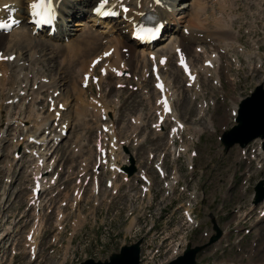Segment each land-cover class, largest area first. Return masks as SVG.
<instances>
[{"label": "rangeland", "instance_id": "1", "mask_svg": "<svg viewBox=\"0 0 264 264\" xmlns=\"http://www.w3.org/2000/svg\"><path fill=\"white\" fill-rule=\"evenodd\" d=\"M198 1L201 4V6L198 4L199 7L201 9L203 8L202 10L200 9L201 11L199 10L200 12L195 6ZM251 1L254 3L251 4L250 0H223V2L221 0H175V6H179V8L183 7L180 10L181 12L178 11L181 20L191 22V19L193 20L199 16L201 20L205 21L206 28H210V33L218 37H221V33H219L217 28L218 33L216 34L215 25H217V23H224L225 25L232 24L236 30H239L237 37L245 50H251L255 46L252 44V38L262 52L264 51V3H261L259 0ZM23 5H25V3ZM171 6L174 10L176 9V7L172 5V2ZM213 11L215 13H213ZM81 12L83 11H80L79 14L69 19L64 16L66 19L64 20L66 23L65 35L64 33H60L57 34L56 37L51 38L43 33L35 37L31 35L28 24L24 22L10 34H0L2 35L0 38V50H4L6 54L12 52L17 56L21 55L19 61L24 60L25 63H28L27 65L21 64V71L29 72L28 74L33 75V78H27L26 80L21 77L19 78L20 82H15V78L17 76L19 77L20 74L23 76L24 72L16 71L19 66L15 63L12 67L7 68V72H14L9 74L10 77L6 80L4 88H0V100L12 98L19 87H21L22 90L24 89L27 95L20 98L13 107H11L10 104L4 107L0 118V126L3 124V120H5L7 110H10L12 117L21 118L25 115V119L30 112L28 115L29 121L32 120L36 125L40 123V119L37 121L36 117V115L40 113L36 111L33 102H35L34 105L44 108V99L41 98V100H38V98H35V93L33 91L30 92L34 82V74L39 77L45 76L49 81L52 79L55 81L54 79H56L58 88L63 92L62 96L69 102L68 109L71 112L73 111L74 113V108L80 104L91 103V95H95V91L93 88L88 87L84 92L79 93L80 75L84 72L83 70L86 69V66L88 67L91 62L90 60L95 55V57H97V55L102 52L100 51L97 53L98 50L108 46L110 44L109 40H112V38L116 36L119 37V35L118 32L116 35V32L111 30L108 31V27H102L101 24L93 25L94 23L91 21L93 17L91 16L92 18L90 20V14ZM216 12H219L217 17L215 16V14H218ZM223 16L225 18H231V24L228 20H224ZM219 20H221V22ZM199 30L201 31V28ZM21 32H25L26 36L31 35V38L35 42L25 43V41H22L19 43V41H21V35L19 33ZM86 35L97 36L98 46L95 47L96 49L94 48L93 51H88L83 47V49H77V46H79L78 41ZM166 35L165 38L168 37V39L163 41V44L170 39V32H167ZM229 38L231 41L234 40L236 38V31L235 35L229 36ZM160 43H162V41H160ZM237 46H239L238 42ZM73 47L75 48L74 53L72 52ZM70 48H72V50ZM140 50L141 49L136 48V51L140 52ZM187 51L189 55L193 56L192 59L195 64L201 62L202 57L198 56L197 58L193 55L194 52L191 45L187 46ZM229 53L230 55L232 54L233 57L237 56L240 62L235 64V61L231 57L232 55L230 56ZM229 53L223 54L220 68L217 69L220 82L215 83L211 77H204L205 81L208 79L205 84L206 86L203 84V87L207 88L205 98V89L202 87L201 83L203 79L201 78L200 81V74L198 73V81L203 93L199 101H201L202 98H204L205 101L209 99L214 101L210 109L211 119L208 117V120L207 117L199 119V101L197 103V113L196 104L190 102L184 95V92H180L181 86L183 87L182 83L184 77L175 66L171 57L172 53L169 55V63L167 70H165L166 76L164 75V78L166 80L165 83H170L174 87L176 84L180 86L176 87L178 94L175 97H179V99L175 101L174 108L177 113V118L180 119V117H182L183 119H187L189 124H195L196 113L198 116L195 125L189 126L184 123L186 127L178 131L179 136L184 130H186L188 136L191 135L190 137L199 136L201 133L199 135L194 134L193 126L204 127V132L207 129L206 123H211L212 120L214 122V126L211 125L213 128L215 127V132L203 133L199 140L191 144L188 148L189 150L195 149L197 151V155L194 157V169L192 170H187L186 154L183 155L181 153V156L177 157L169 152L171 148L166 139V130L170 122L165 123V137H155L156 135L149 129V123L156 119L153 112L154 95L152 94V81L149 77H145L143 82H141V88H135V83L141 76V69H138L139 62L141 61L142 66L145 67L148 61L145 62V66L140 57H138L140 61L136 59L138 62L131 61L130 65L132 62L133 65H129L131 71H128L130 74L128 78L123 79L117 76H109L111 73L107 74L108 77L105 76V79L101 77L100 81L104 79V93H102V95L110 101L109 104L111 106H115L114 104L118 105V108L116 107L118 119L115 125L116 128H118L120 138L124 139L129 134V130L131 129L130 126L132 125L130 118H137L140 116L147 124L143 126L137 134V137L141 140L140 144L138 143L137 146H134L129 143L128 147L135 154L137 166L139 168L148 169L153 178L154 199L151 203H148L152 198L151 193L150 198L147 195L148 202L141 201V198L137 200L136 198L129 199L128 193L132 196L136 193L138 195L140 194L139 186L135 184L134 180L138 178L136 176L135 178H131L129 183L123 184L118 180L122 186L116 196H113L111 191L106 194L103 191V183L98 193H94L91 189V183H87L84 187L83 199L79 204L81 212L80 210L79 212L75 210L78 209V206L77 208H72L70 205L72 201L71 191L76 186L75 177L79 173V161L81 158L88 157V163L86 164L91 165L94 155L90 153L89 146H85L83 155L73 156L71 151H69V143L79 135L83 136L85 141H88V144L91 143V138L95 135V127L93 118L91 119L89 118L90 116L88 117L87 115L94 112L93 115L98 117L101 115V109L86 105L81 106L79 110L76 111L78 115L76 113L71 114L68 111H66V113H61L63 116L62 120L67 121L71 127L69 129V137L64 140L62 143L63 145L61 144L63 146L61 150L63 164L60 163L59 166L61 167V169H59L57 183V190L59 192L53 195L54 189H47L41 195V201L44 203L43 215L42 218H40L41 220H39L41 222H37V225L41 224V227L39 228L40 232H38V235L40 234L39 237L37 235L38 241L36 240L37 245L39 242V252L37 251L38 254H36V258L32 261L29 260V254L24 245L26 232L36 222L34 221L35 217L33 210L27 205V200L30 195L28 188L30 176L26 165H28L29 162H25L24 165V160L12 162V148L10 147V140H8L11 135L8 136L9 138L4 139L0 145V264H76L88 258L102 260L111 253L117 252L120 246L130 244L138 239L149 241L151 239L152 248L162 252L160 254L161 257H156V259L158 258L157 263H165L171 258L168 247L174 244V242L180 241L181 239H183L182 242H184V240L191 241L193 245L206 242L212 232V217L221 229L226 232V237H231V243H229L228 247H220L219 251L209 248L199 253L196 258L198 264H215V262L218 264L261 263L262 260H264V247L261 246L264 240V225L261 226V222L256 224L254 228H251L249 225L256 218L258 208H253L251 204L253 185L257 180L264 178V169L256 170L251 164L238 161V151L235 147L224 151L223 144L218 140V134H220L224 128L229 129L235 124L230 116L231 101H236L238 103L240 99L248 95L250 90L254 89L255 85L262 82L264 76V58L262 57L261 64L260 61L258 62L255 58H252V63H249V60L245 61L243 59V52L238 48H232ZM255 53L259 55V53ZM92 55L94 56L92 57ZM33 60L35 61L33 62ZM193 66L195 65L193 64ZM98 70L99 69L96 68L97 72ZM225 70L227 74H225ZM221 77L223 91L221 88L217 87L221 85ZM228 78L230 81L227 80ZM115 81L123 83V87L116 88V84L114 85ZM48 83L45 87H52L48 86ZM131 85L134 87L129 88ZM39 87L41 88V84ZM47 94L46 90L39 93L41 97ZM147 95L150 96V100L145 98ZM77 96L82 97L84 102L80 103L76 101ZM79 99L81 100V98ZM21 103H24V112L20 109ZM109 104L108 108L110 107ZM154 108L161 112V107L159 108L155 105ZM104 111H106V109ZM43 114L48 113L45 111ZM43 114H40L41 117H49ZM52 114L53 113H51V117ZM203 114L205 115L204 111ZM50 121L53 120L50 119ZM83 121L88 122L86 124V122ZM7 122L9 123L11 121L7 120ZM20 126L23 129V125ZM160 126L163 127L164 124ZM11 127L10 125L9 129H11ZM157 129L159 128L157 127ZM208 129L211 130L210 128ZM1 134H5V128H3V131L1 130ZM110 136L113 140L117 139L115 144L119 147L118 137L113 128H110ZM179 136L177 138H179ZM185 142L187 144L189 143L188 140H185ZM18 143L19 141L16 142V144ZM119 149L121 150V148ZM150 151L155 155L161 152L165 153L163 157L164 167L169 173L172 171V168L177 167L180 173V177L178 173H176L180 179L179 183L187 190L180 192L179 190H181V188L178 187L176 188L175 194H170V196L164 194L166 191L163 189V182L165 179L156 175L152 163L148 160V152ZM114 155L116 156L111 159H113L117 165L121 161H118V155L116 153ZM176 157L178 159H175ZM154 159H152V161H154ZM7 177L11 179L10 182L5 180ZM114 185L118 186L115 180ZM107 191L109 190L107 189ZM190 192H194L195 198L190 197ZM68 197L69 199L67 200ZM62 199H65L66 204L61 206L63 214H65L61 224V216L56 220V207L59 206L60 200ZM111 200L113 201L111 202ZM188 200L189 204H192L193 213L199 222V226L195 229L187 226L182 216V208L176 206V203H185ZM185 206L187 205L185 204ZM38 214L40 216V213ZM21 215L23 216L21 217ZM150 220L154 221L155 226L147 233L146 227L150 224ZM56 221L59 222L57 223ZM133 221L135 222V226H132ZM55 223L58 226L61 224L62 229H57ZM4 225L5 227H13H8L5 231V229H3ZM257 227L260 228V233H258L259 230L256 229ZM13 228L14 230L12 232L11 230ZM246 228H250V231H245ZM8 231L9 234L7 235L6 232ZM185 233L187 234L185 239L184 237H180V235H184ZM2 235H4V237H2ZM55 235L58 238L57 241L52 240ZM165 236L168 237L166 243L161 242ZM1 248H3L2 250L4 251H2ZM220 251H223V253H219ZM146 256H148V253L144 252L141 264H149L146 262Z\"/></svg>", "mask_w": 264, "mask_h": 264}, {"label": "bare ground", "instance_id": "2", "mask_svg": "<svg viewBox=\"0 0 264 264\" xmlns=\"http://www.w3.org/2000/svg\"><path fill=\"white\" fill-rule=\"evenodd\" d=\"M8 1H15V3L10 4V3H7ZM22 2H23V0H0V19H2V17L15 15L16 18H21L23 21L30 22V20L33 16V11L31 9L30 5L34 2L39 3V0H26V5H24V6H23ZM171 2H173V0H171ZM171 2H170V0H163V1L159 0V2H158V0H108V2L106 4H104L103 6H110V7H113L115 10H118V12L120 14V18L116 19V20L108 21L106 24L110 25V28H112V30L114 29L116 32H118L119 37L110 40V43H112L110 45V47H107L106 49H104V51H102L99 55H97V58L95 57L96 55L94 56L96 59H99V60H101L102 57L105 58V64L103 65L102 68H104L105 71H107L109 73L115 72L116 70L119 71V70L124 69V65L122 64L123 62H125L129 66L130 62L133 61V59L134 60L139 59L138 57H140V59L142 60L144 66H145L146 61H150L151 63L154 62L157 58L160 57V55L163 54V52H166L168 50H173V49L178 48V47H183V45L180 43L182 39L183 40L187 39L190 41L196 40L197 36L200 35L199 34L200 28L196 27V26H191L190 24L189 25L186 24L183 27H179L178 29H176V31L178 30L180 32L182 39H178L177 36L174 35V33H171L172 36L170 37L169 42H166L163 44V41L166 38L164 36L160 37L159 40L162 41V43H159L157 45L156 50H151V49L149 50L148 48L144 49L143 47L140 48L130 39V34H131L135 24L139 20L141 13L147 9H152V10L156 11L160 16L162 23H164V28L169 30V31H174L175 29L173 28L172 24L176 25V26L179 25V22H181L179 18H181V17L179 16L180 15L179 12H175L174 8L171 6ZM98 3H102V0H52V5L57 8V10L59 11V14L63 17L64 16L68 17L67 19H69L70 17L76 16L77 14H79L80 11H87L91 15V13H93V11L95 10V7L97 6ZM4 4H7L8 7L4 8V6H3ZM120 4H125L126 6H130L129 12H126V13L123 12L119 8ZM92 20L97 21L98 20L97 16L93 17ZM219 21L221 22V20H219ZM97 22H99V21H97ZM217 28L219 30V33H221V37H218L217 35L215 36L213 33H210V32L208 34H206V36H205L206 40L209 42L210 46L212 45V48H211V51L209 53H207V52H206V54L204 53V55H205L204 62L210 61L212 63V66L209 67L203 63V64L195 67V66H193V64H191L192 68H193V72L196 74V78H195L194 82H189L187 79H186V82L188 84L187 90L191 91V98L192 99L203 95L202 90L200 89L199 81H198V73L202 74L205 78L211 77L215 83L220 82V77H219V74L217 71V69H218L217 64H220V55H221V53L219 54V52H224L226 50H229L230 47H232V46H237L236 38L232 41L229 40L230 39L229 36L235 35V30L233 28H231V25H225L224 23L223 24L217 23V25H215L216 34L218 33ZM31 29L32 30L34 29L33 26H31ZM19 34L21 35V37H20L21 41H19V43L22 41L23 42L25 41V43H27V42L32 43L34 41L31 38V35L26 36L25 32H21ZM23 34H24V36H23ZM1 36L2 35H0V38H1ZM23 39H25V40H23ZM167 39H168V37H167ZM178 41H180V42H178ZM78 43H79L78 44L79 46H77V49H79V48L81 49L83 47L84 49H86L88 51H91V50L93 51V49L98 46L97 45V36L96 35H93V36L92 35L91 36L86 35V36L82 37L81 40L78 41ZM198 47L199 46L195 47V55L196 56H198L197 52L200 50V49H197ZM124 48H126V49H124ZM136 48L141 49L140 52L136 51ZM70 49L72 50V48H70ZM74 49L75 48L73 47V51H72L73 53H74ZM166 49H168V50H166ZM109 50H111L110 55H105V53H108ZM151 53H157L156 59L151 58V56H150ZM12 54H13L12 52H10L8 54L2 53L1 56L2 57H9ZM254 54H256V53L255 52H249L247 55L250 56V55H254ZM147 55H148V57H147ZM19 57H20L19 55L18 56L16 55V58L13 61H9V59H2V58L0 59V88L1 89L4 88L6 79L8 78V75L6 72L7 67L11 66L14 62L15 63L19 62V59H21V57L20 58ZM94 57L92 59H94ZM258 58H259V55L257 57V60H258ZM189 60H191V59H189ZM34 61L35 60H33V62ZM39 61H41V60H39ZM36 62H37V60H36ZM190 63H191V61H190ZM19 64H23V63H19ZM35 66H36V64H35ZM20 68H22V67L19 66V69ZM204 74H206V75H204ZM54 80L55 81H53V79L48 81L49 82V83L47 82L48 86H51V85L56 86L58 82L56 81V79H54ZM47 83L41 84V87H45V85H47ZM165 85L167 87L166 94L169 96V98L172 102V108H171L172 111L170 114H167V113H164V109L160 108L161 113L159 116H163V118L166 120H170V118L173 117L175 120L179 121V119L177 118V113L173 108V99H175V97H176L177 90H175L174 86L171 85L170 83H166ZM235 106H236V104L234 103L232 105L233 114L236 112ZM198 108H199L198 114H199V119H200V118L204 117L203 111L207 108V103L204 100V98H202L201 101H199ZM104 110L105 109H103V111ZM81 111H82V109H81ZM85 113H87V112H85ZM58 116H59L58 110H55L52 114V117H50V118L49 117L43 118V117H41L40 114H37L36 115L37 121L40 119V123H42V124L38 123L36 125L37 126L36 131L41 129V126L47 125L50 122V119L54 120ZM112 117L115 118V115ZM77 118H78V116H77ZM208 119L209 118L207 117V120ZM7 120L11 121L9 119V117ZM35 121H36V119H35ZM21 123H22V120H20L18 125H21ZM158 123L160 125L162 124L160 122H158ZM64 124L67 125L66 123H64ZM211 124L212 123H209V122L206 123L207 129L213 128V126ZM183 126L184 127L182 129H175V123H174L173 131L171 132L172 137L173 136L178 137L179 136L178 131L183 130L186 127L185 124H183ZM155 127L157 128L156 124H155ZM27 128H28L27 126H23L24 130H27ZM193 130H194V134L199 135L200 133L203 132L204 127L202 128L199 126H193ZM2 131H3V129H2ZM189 136H191V135H189ZM28 137H30V135H28L27 138ZM19 138L21 140L22 136H20ZM78 139H81V136H78ZM20 140H19V142H20ZM114 156H116V155H114ZM42 159H43V157H42ZM188 159H189V163H190L192 161L191 155H189ZM40 162H42V161H40ZM44 162H45V159H43V163ZM110 163L114 167V170L112 171L111 176L115 177V175H117L116 170L119 166H118V164L117 165L115 164L113 159H111ZM121 163L125 164V161L122 160ZM50 167H51V164L48 166V169H50ZM176 173H177L176 171L173 172L172 176L169 177V180H168L169 186L166 187L168 190H173V184L178 180V176ZM34 174H36V172ZM125 180H127V178H125ZM54 182H55V178L52 177L49 181V184L52 185ZM151 186L152 185L146 186L145 191L143 190V192H145L144 194L148 195L149 198H150V193H151ZM116 188H117V186L114 185V180H113V186L111 189L115 190ZM106 191H107V188H106ZM40 227H41V224L37 225V223H36V225L32 231L33 235L30 238V241L27 242V245L29 246V251H30V248H32L35 253L38 251V245H37L36 240H37L38 232H40L39 231ZM6 233L8 235L9 231ZM4 235H2V237H4ZM7 235H5V236H7ZM32 257H33V255H30V259Z\"/></svg>", "mask_w": 264, "mask_h": 264}, {"label": "water", "instance_id": "3", "mask_svg": "<svg viewBox=\"0 0 264 264\" xmlns=\"http://www.w3.org/2000/svg\"><path fill=\"white\" fill-rule=\"evenodd\" d=\"M238 124L224 133L222 141L226 149L234 143L245 145L250 140L261 137L264 139V85L256 86L254 92L246 97L240 104L239 114L237 118ZM264 148V141H263ZM256 198L255 203L264 197L263 181L255 186ZM214 228L217 234L211 237L214 241L220 232L216 225ZM139 243L125 245L120 251L110 255L109 260L95 261L87 259L79 264H139ZM201 247L191 248L187 246L184 254L172 260L167 264H195V254Z\"/></svg>", "mask_w": 264, "mask_h": 264}, {"label": "snow or ice", "instance_id": "4", "mask_svg": "<svg viewBox=\"0 0 264 264\" xmlns=\"http://www.w3.org/2000/svg\"><path fill=\"white\" fill-rule=\"evenodd\" d=\"M108 0H102L100 8L103 7L104 4H106ZM159 2V0H158ZM8 5H5V8H7ZM33 14L40 17L41 22L45 20V18H51L52 15H54V12L52 11V0H39V3H32L30 5ZM100 8H97L96 11H100ZM124 11H128L127 8L124 9ZM8 24H0V28H7ZM105 55H108V53H105ZM2 59H10V57H2ZM181 63L183 64V60H181ZM161 89L163 88V85H159ZM164 104L165 110L170 111V108L168 107L167 100L161 101Z\"/></svg>", "mask_w": 264, "mask_h": 264}]
</instances>
